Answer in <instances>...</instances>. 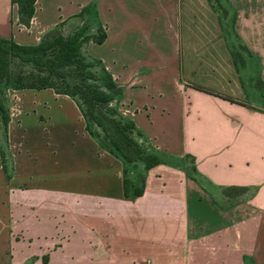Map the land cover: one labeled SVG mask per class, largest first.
<instances>
[{
  "label": "crops",
  "instance_id": "1",
  "mask_svg": "<svg viewBox=\"0 0 264 264\" xmlns=\"http://www.w3.org/2000/svg\"><path fill=\"white\" fill-rule=\"evenodd\" d=\"M223 3L226 27L207 0H34L24 27L0 0L17 45L93 19L103 40L83 51L159 161L110 155L68 97L6 90L25 152L8 171L0 147V264H264V0ZM123 179L141 194L124 198Z\"/></svg>",
  "mask_w": 264,
  "mask_h": 264
},
{
  "label": "trees",
  "instance_id": "2",
  "mask_svg": "<svg viewBox=\"0 0 264 264\" xmlns=\"http://www.w3.org/2000/svg\"><path fill=\"white\" fill-rule=\"evenodd\" d=\"M219 1L207 0L211 8L226 14ZM10 2L16 5L19 24L27 27L33 14L34 0ZM233 19L232 14L230 25ZM67 22L62 21L44 32L35 45L22 46L11 40L0 39L2 92L4 89L50 90L54 95L68 97L83 120L84 131L96 138L110 155L127 166L140 162L144 170L157 165L158 159L152 154H146L129 135L133 132L132 124L121 119L115 108L110 106L119 95L118 87L100 62L88 58L83 51L88 41L99 44L103 40V33L98 31L96 35H89L86 25L68 26ZM1 96L2 94L0 123L2 134L5 136L9 116L5 93L3 99ZM141 191L142 179L136 185L122 180L124 198L132 200L139 196Z\"/></svg>",
  "mask_w": 264,
  "mask_h": 264
},
{
  "label": "rangeland",
  "instance_id": "3",
  "mask_svg": "<svg viewBox=\"0 0 264 264\" xmlns=\"http://www.w3.org/2000/svg\"><path fill=\"white\" fill-rule=\"evenodd\" d=\"M219 2H220L221 7L226 9V14H222L221 11H219V14H220L221 18H223V20L225 21L224 27H226L230 23L231 12L226 7V5L223 3L222 0H220ZM86 10L87 11L85 13L90 16L92 10L89 9L88 7H87ZM72 22H76V20H73ZM87 24H88L87 28L89 30L90 28L93 27V19H90L87 22ZM69 25H70V23L68 24V26ZM68 26H67V28H68ZM235 53H240L237 48H235ZM2 89L3 88H0V94H2L1 97L3 99L4 93H5V89L3 90V92H2ZM5 98H6V108H7V111H8V115H13L14 112H16L18 110L17 100H16V103H15L14 100L11 99V96L9 98H8V96H6ZM110 106H111V103H110ZM20 130H22L20 127H17L16 125H14V123H12L9 126V128L6 129L5 136H3V134H0V147L3 148V150H4V158H5V161H6V166L9 169L8 171H10V169L13 167L12 166L13 157L16 156V153L18 152L17 155H21L22 153L24 154V152H25L24 151L25 148H23V144H22L23 141H22V138H21V135H20L21 134ZM92 130H94L93 127H92ZM129 135L133 139H135V135H134L133 132H131ZM99 136H101V134H99ZM15 146H16V148H15ZM26 149H29V146ZM28 155H29V153H28Z\"/></svg>",
  "mask_w": 264,
  "mask_h": 264
}]
</instances>
